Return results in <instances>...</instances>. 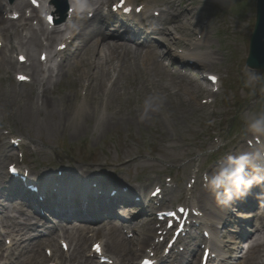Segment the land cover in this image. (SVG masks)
Returning <instances> with one entry per match:
<instances>
[{
  "label": "rangeland",
  "instance_id": "rangeland-1",
  "mask_svg": "<svg viewBox=\"0 0 264 264\" xmlns=\"http://www.w3.org/2000/svg\"><path fill=\"white\" fill-rule=\"evenodd\" d=\"M149 1L153 5H157L156 1L138 0L139 3ZM201 8L210 16L213 15V18L211 19L212 33H209L213 44L209 43L210 45L206 47V49L204 47L203 50H207L208 48L216 54L219 63L213 72L221 75L227 84L225 93L227 102L224 104L221 103L220 106L221 108L224 107V109L218 111V118L213 120L207 112L208 114L206 113L203 118L208 120V127L203 126V122L200 125H194L195 121H193L191 115L195 109L202 106V101L200 103L198 99L204 93L203 87L197 85L199 83L195 80L198 77H192V75L189 74L190 78L185 76V78H178L175 80L164 66L161 65L164 68V72H166V76L164 75L165 78L162 80L165 85L154 81V74H151V83L154 90L150 91L148 89L149 85L146 87V85L142 83L143 74L139 71V65L143 60L140 59L135 61L134 58H131L130 60H127L128 63L126 62V69L122 72V78H119L117 81L120 83L123 90L117 94L114 103L111 102L109 95L105 96L104 93H102L100 86L94 90L93 101L90 103L87 102L86 104L96 109V116L93 119L90 118L87 120V123L75 122L76 124H73V120L68 121L66 119L69 117L64 116L60 121H57L59 122L57 127L49 131L50 136L47 138L45 133H38V126L45 122L47 116L45 114H36V119L31 115L28 122L33 127V130H31L29 134L38 144L37 147L40 148L39 154L37 156H32L30 160L31 163L34 165H41V163H44L52 167L56 164H59L60 166L90 165L92 169L97 172V175L110 177L122 185L126 183H135L139 185L141 183L148 186L147 184H150L151 179H153L152 177H154L150 175L152 165H156L152 170L153 174L159 176L161 179H164L168 173H171L174 175L175 179L178 180L182 177V173H185L187 175L190 174V176L193 175L190 178V182L194 183L196 181L193 173L194 170H199V172L203 171L204 173L209 174V169L218 165L217 160L223 159L224 153L232 148H230L232 143L247 135V130L249 129L248 125L251 120L263 113V109H260L259 105L260 102H263L264 97V73L251 70L246 65L249 56L250 38L254 32L256 24L257 0H211L209 3L202 5ZM183 16H185V14ZM209 22V19H207L203 26L208 25ZM168 28L171 29L170 33L168 31L167 35L160 36V34H155L150 37L149 44H152L153 47L152 49L145 48V51L143 52L144 55L151 51L155 53V49L159 44V53L161 57L155 53L156 56L153 57L156 61L157 56L159 59L162 58V54H165L166 56H169L170 54L171 56L172 51L169 50V47L167 48L166 45H171L177 50L174 45V42L177 41V38L176 41H174L175 37H177V35L185 36V33L183 31H175L174 27L168 26ZM190 29V35L192 36V40H194L196 39V36L193 35V33L199 28L191 27ZM114 31L115 30L109 31L108 29L102 31L103 37H106V35L107 37H110L107 39V42L112 44L114 42H112L113 39H111V36L114 34ZM146 37L147 36L145 35V38ZM126 38L131 39L128 40ZM126 38L124 40H117L118 42L124 43V45H122L124 48H137L139 46L137 43L133 42L132 34L126 36ZM122 50L123 49L119 48L117 56L121 54L120 52ZM89 54L92 59L86 55L80 56V58H74L72 63L69 64L70 72L68 73V69L65 70L64 77L60 80V83L56 85V88L52 85V90L54 89V92L50 93L48 96L57 102L56 109L58 106L69 100L71 103L74 99L70 92H72L75 97V89L73 88L78 84L77 75L82 72L83 65H89V68H91L89 71L92 75L95 77L98 76L96 81H101L102 83L106 78L105 72L96 70L95 63L97 62L99 55L95 53ZM80 59L84 60L85 63H79ZM144 61L147 62L149 68V62L147 59ZM237 69L243 71L242 74L245 76L244 83L247 84V86L252 87H249L248 92L241 90L237 78ZM85 70L87 69L85 68ZM170 70L172 73H180V76L185 72V69H181L180 66L177 65L170 67ZM136 73H139V75ZM107 74L108 78L106 80L105 88L107 90H112V79H110L109 76L111 70L107 71ZM146 74L147 78H149V72H146ZM253 75L259 78V82H250V78ZM3 77L4 76L0 70V119L2 122V124H0V130L6 129L7 124L10 123L15 129H18L19 127L14 122V115L17 111L15 108L17 106L21 107L24 104V101L22 98H19L18 100L15 98H12L11 100L9 99L13 97V87H11L10 83L4 82ZM197 80H199L201 84H204L202 80ZM82 85H84V82ZM131 87L136 88V95L134 96L133 94H130L127 97L126 95L129 93ZM3 89L10 90L6 92ZM189 89L192 90V93L195 91V93L192 94L194 100H190V96L188 97L187 91ZM183 90L186 93L183 92ZM153 96L161 97L160 110L149 111L145 114V101ZM99 97L101 98L98 99ZM106 98L113 105H110V108H114L118 110V112L120 110L124 112L120 113L122 120L119 123V126L110 127L111 129L103 131L102 127L99 128V122L103 124V120H105V116H107L106 110H108V107H105ZM82 99L83 97L79 96V100H74L71 105H80ZM127 103L128 110H133L134 115L130 114V111L123 109V104ZM235 105L237 106L234 107ZM100 110H102V113H100ZM29 112L31 114L32 111ZM32 113L34 114V112ZM102 116H104V118ZM101 119L103 120L100 121ZM128 119L136 120V123L131 124L129 121L126 123V120ZM24 123L22 124L23 127ZM85 124H90L94 128L88 131V133L83 132L82 130L85 129ZM157 125L159 127H156ZM127 129L132 130L131 137L124 132ZM218 133L222 134L221 140L216 139L214 136ZM36 135L39 136L37 137ZM128 141H136L142 146L135 148ZM144 141L147 142L143 145ZM48 146L49 149L46 148ZM208 154H215V158L208 159ZM14 155H16V153L13 152V154H9L1 159L0 179L3 181L0 183V188L6 183V165L9 161L13 160L12 157ZM135 155H138V157ZM140 156L142 159H140ZM16 158L17 156L14 157V159ZM199 159H201L200 164H198ZM129 160H134L136 165H128L127 163ZM180 160H182L180 164H174L180 162ZM122 163L125 166L124 168L119 167ZM185 165H187V169L183 170ZM157 167L159 169H156ZM167 180L169 181L170 179L168 178ZM175 192L178 191L175 190ZM187 194H190V192H187L186 187L185 195H181V197L185 198ZM208 196L209 195H207V197ZM3 205L4 206H2L0 201V211L2 212H5L7 209H13L14 206H18L23 210L21 216L24 218L22 219L33 217L32 222H27L29 225L24 233H29L26 235V238L34 239L35 237H38L39 230L37 227L40 225V217L35 215L30 207L12 205L9 202H3ZM224 208L227 207L224 206ZM9 211L11 210H8L7 212L9 213ZM238 213L239 212L236 210H228L227 214H225L226 223H234L235 219H233V216L238 215ZM14 215V213L9 215V222L12 221ZM106 222H111L109 223L110 227L111 224L119 225L115 219L106 220ZM43 223L46 226H55V223L51 221H44ZM59 224L61 225V223ZM73 225L79 227L81 224ZM84 225L87 229L88 225ZM102 226L103 227H99L103 231L98 233V238L106 242L108 241L107 232H111L108 231V227L105 226V224ZM137 229H140L141 231L136 237L138 240H141L145 237L141 232L146 229L142 226ZM152 229L153 231L155 230L154 226ZM246 229L247 231H250V227ZM230 230L232 229L229 228L228 231ZM234 231L236 230L234 229ZM253 233H255V231L252 232L251 230L249 236L246 238L244 237L241 240L237 236L236 241L239 249L236 248L238 249L236 251L241 252L243 248H246L247 243H244L245 241L248 242L249 237L253 235ZM116 234L120 236L121 240L122 237H124L121 232H116ZM230 234L234 235L233 233ZM56 236L57 234H55V237ZM88 238L89 243L86 244L88 245L86 247L90 249L92 240H96V238L91 239L90 235H88ZM227 240L232 242L235 241L231 240L230 237ZM251 241L253 240L251 239ZM32 242L31 247H41L36 239ZM0 244L1 250L3 244ZM56 246L58 247V250H60L59 242ZM231 247L233 248V246ZM238 252L235 255H238ZM1 253L2 252H0V254ZM17 253L18 252L12 253L9 260L7 259V254H5V258L0 257V264H11V261L15 262L17 260ZM89 253L90 252H87V254ZM42 254L44 255L45 252H42ZM21 259L22 257L19 260ZM190 259L191 257L187 260L189 261ZM241 262L242 258L239 261L232 263L239 264Z\"/></svg>",
  "mask_w": 264,
  "mask_h": 264
},
{
  "label": "bare ground",
  "instance_id": "bare-ground-1",
  "mask_svg": "<svg viewBox=\"0 0 264 264\" xmlns=\"http://www.w3.org/2000/svg\"><path fill=\"white\" fill-rule=\"evenodd\" d=\"M104 0H89L88 1V7H94V6H99ZM157 1V6H165L166 9L161 10V15L163 16H167L170 19H166V25H172L171 27L175 28V31L181 32L183 31L185 33V37L188 38L190 37V28L191 27H198L200 29V35H202L203 41L198 45V48L191 53L188 57L191 58H196L202 65H204V67L206 68V70H208L209 74L212 73V71H214L216 69V66L219 63V60L216 57V54L212 51H210L211 49L207 50H203V48L208 47L211 43H212V38H210L209 33H211L210 31H212L211 28V19L213 18V15H209L208 13L205 12L204 9L201 8L202 5H205L207 3H209L211 0H204L202 3L197 4L196 7L191 8L187 14L185 16H183L181 13L177 12L175 9L180 5V2L177 0H164L165 2L162 3L161 0H156ZM23 4H25L23 2ZM72 8H77V4L74 2L72 5ZM99 9L100 7H98L97 9H94V13L95 16L93 18V20H84L81 17V14L77 11L73 12V16H72V20L71 22L67 23L65 25L66 30L67 31H71L72 32V37L65 39V34H63L62 39H61V45H67L68 49L67 51L63 54L65 55V62L76 58L77 56H89L90 59H92L91 55L89 53L92 54H98L99 58L97 59L96 64V70L100 71V72H105L106 78L104 76V81H96L98 76H93L91 72H89V70H91V68H88L89 65L85 66L83 65L84 68H86L88 71L85 74L87 81H89V85L87 87V93L85 96V101H81L80 105H71L73 103L74 100H77L79 98V91L82 87V85H77L75 86L73 89H75V97L74 94L72 92H70V94L72 95V97L74 98L72 100V102L70 103V100L67 102L66 106L67 109H65L66 111V115L69 118L71 117L73 120V124L77 123H87V119L89 120L88 116H89V112L86 111V108L88 106V104H86L87 102L90 103L93 101V92L94 90H96L99 86H100V90L102 91V93H104L105 96L109 95L111 102L114 103L116 98H117V94L119 92H121L122 86H120V83H114L112 90H107L105 88L106 86V80L108 78V74L107 71H109L110 69H112L113 67L116 69V65L118 64L117 61L119 59V55L117 56V52L119 50V48H124V43L118 42L113 40L112 43L107 42V38L103 37V33H102V25L98 22V17H99ZM157 12V11H156ZM147 13H144L143 15H141V17H144L143 24H141L142 26V30L148 29V31L151 32H162V33H166V28H163V30H160L157 25H154L153 27H150L149 24L152 23L154 24L155 21L153 19L154 16H150L147 15ZM209 19V24L206 26L204 25V22ZM147 22H150L148 24H146ZM206 24V23H205ZM170 30V29H169ZM25 31H31V28H27L25 30H21V25L17 24L16 22H12L10 19H4L3 17L0 18V38H7L12 42V40H17L18 42H16V44H12L11 43V48L16 50L18 49V47H22L25 51H27L29 53V55L32 58H35L34 55V49L37 46V40L36 38H31V40L26 41L23 38V33ZM54 34V36H57L59 34H62V31L60 30H56L55 32L51 33ZM51 34H49L48 36H50ZM180 36V35H179ZM53 39H55V37H53ZM129 39V38H128ZM10 44V42H9ZM74 44V45H72ZM174 45H176V43L174 42ZM181 45V43L178 44V46ZM140 47L138 48H127L125 50H127V53L123 59V62L120 61V65L117 66V68H119L120 73H119V78H122L123 76V71L126 69V62L127 60L134 58L135 61L138 60H146L149 62V68L148 71L151 74H154L153 76V80L156 81L157 83H162V80L165 78L166 76V72H164V68L168 71V73L173 77V73H171L169 67L166 66L165 62H169L170 59L169 57H165L163 61H160L159 58L156 60H154L155 58L153 56H156V54L154 52H150V53H146V55H144V51H145V46L144 43H140L139 44ZM20 56V55H19ZM19 56H18V62L19 60ZM62 56V54H61ZM8 57V56H6ZM116 61V63H115ZM154 61V62H153ZM85 63L84 60L80 59L79 63ZM146 61H144L145 63ZM31 66L29 73L26 75L24 73H21L23 76H28V78H30L32 80V85L30 86L29 90H22V91H14L13 92V97L9 98L10 100L12 98L15 99H19V98H25L27 102H25V106L24 108L21 109V113L18 117L19 121H25L28 123L29 119L35 116L32 112L30 114L29 111H36L37 113L40 111L39 108H36L33 100L34 99H38L42 100L46 97L45 101H43L44 104H42L43 108H44V112L47 111V121H48V125L41 127L38 131L39 134H41L42 132L45 133V135L47 136V138L50 136L49 135V130H52L55 128L54 125H58L61 118L64 117V112H62L61 114L58 113V110L56 109V105L57 102L53 99H51L48 95L50 93H53L54 90L51 89V86L53 85V81L47 79L45 76L42 75V73H44L43 68H42V64L35 60V59H31ZM128 63V62H127ZM159 65H156V64ZM91 64V63H90ZM164 66V68L162 66ZM0 66H5L4 71L5 74L10 78H12V75L15 72H20L21 71V67H19V65L17 63L14 62V58L13 57H8V58H0ZM67 65L65 64H61L59 67V72L63 71L64 72V68ZM161 66V68H160ZM24 68H26V66H22ZM28 67V66H27ZM162 69V70H159ZM25 70V69H24ZM23 70V71H24ZM240 69H237V78H238V83L240 85L241 88L245 89L246 91H249V87L250 86H246L243 84V81L239 79V77L241 76V73L239 71ZM140 71V70H139ZM48 73H50V77L51 78V70L48 71ZM140 73H142L140 71ZM137 75H139V73H136ZM143 74V73H142ZM165 75V76H164ZM213 76H216L212 73ZM110 79H111V74H109ZM60 77V75H57V78ZM174 78V77H173ZM179 78V77H178ZM178 78H174L175 80H177ZM219 81H223L222 77H220ZM97 82V83H95ZM224 82V81H223ZM142 83H144L146 85V87L148 86V79L145 81H142ZM165 85V84H164ZM106 89V90H105ZM187 89V88H185ZM125 90V89H124ZM15 92H18L19 95H16ZM183 92H185L183 90ZM186 93V92H185ZM195 93V91L193 92ZM192 90L189 89L187 91L188 97L190 96V100H194V96L192 95ZM208 93V92H207ZM205 93L203 96V99L205 97V95L207 94ZM133 94L134 96L136 95V88H130L129 93L126 95L127 97ZM210 95H213L212 93H208ZM201 97V96H200ZM199 97V98H200ZM101 97H99L98 99H100ZM199 100V99H198ZM6 101V100H5ZM132 101V100H131ZM17 102V101H16ZM111 102L109 101L110 105L113 106L111 104ZM130 102V101H128ZM8 103V102H7ZM75 103V102H74ZM86 104V105H85ZM110 105H108V109L110 108ZM238 105V104H237ZM237 105H235L234 107H236ZM123 109H125L126 111H130V114H133V110H128V103L127 104H123ZM260 106L264 109V100L263 102L260 103ZM30 108V109H29ZM209 109V107L207 105L204 106H200L199 108L195 109L193 114L191 115V118L193 119V121H195L194 125L196 126L197 124H200L201 122L206 121L203 116L206 114V111ZM124 111H119L117 112V115H119L120 113H122ZM100 113H102V110H100ZM104 117V116H102ZM218 117V114H213L212 118H216ZM103 119H101L100 121H102ZM51 121V122H50ZM103 124L101 122H99V128L102 127L103 131H107L108 128L113 127V126H119V121L117 118L115 119H111L112 122L110 121H106L103 120ZM128 121L131 124H135L136 120H126V123H128ZM51 123V124H49ZM129 125V124H128ZM203 126H207V123H202ZM92 127L90 124H85V129H83V132H88L90 130H92ZM121 129V128H120ZM81 131V132H82ZM126 134L132 136V130L131 129H127L126 131H124ZM37 137L39 135H36ZM165 141V140H164ZM1 160V159H0ZM260 158L255 157L254 161H259ZM2 162V161H0ZM182 162V160H180V162L178 163H174V164H180ZM156 165H152L151 166V170L155 167ZM187 169V166H184V170ZM263 173H264V169H263ZM69 174V173H65L64 175ZM85 178L88 180H90L89 177L85 176ZM64 183H63V187L61 188V191L63 193H67L71 187V181L70 180H66L64 177ZM59 180V179H58ZM187 179H183V181H186ZM3 180L0 179V183ZM151 181H153V187H155L156 181H157V177L151 179ZM199 181V179H198ZM182 182H180L178 184L179 188H181V184ZM200 183V182H199ZM197 184L195 186V188H193L192 193L197 195L195 196L196 198H198L201 193L203 192L204 188H203V183ZM256 186H260L252 183L251 187L255 188ZM86 187H88L87 183H84L83 186L79 189V193L83 194V192L85 191ZM158 189V188H157ZM157 189H154L157 190ZM162 190V194L161 196H157L155 198V200L157 202H161V201H168L171 200L170 197V193H171V189L166 187L164 184L160 186V188ZM249 189V188H248ZM246 189V190H248ZM153 193V192H152ZM206 193V192H205ZM244 193H245V189H244ZM140 201H143L142 197H139ZM242 204L248 203L250 201L249 198H247L246 196H244V194L241 196H237V201H240V199H242ZM251 198V196H250ZM151 199V198H150ZM201 199V198H199ZM198 199V202H200V200ZM234 200V198L232 199ZM252 201V199H251ZM233 201H231L229 203V206L231 207ZM86 203L84 201V199H82V197H78L76 198L73 202H72V206H71V211H72V219L70 218H61L60 221L64 222L66 225H69V223L71 221H73L74 219L80 218V214H82L83 210L82 207L84 208ZM45 207L50 206V208H53V205H50L49 202H46ZM188 205L191 206L193 208L196 207L192 202H188ZM70 205L68 204L65 208V211L69 210ZM57 211H63L64 209L56 207ZM55 209V210H56ZM51 210V209H50ZM53 210V211H55ZM188 210V209H187ZM203 210L206 212V216L210 219H212L210 221L211 225L217 229V227L219 228L220 226H224L223 222H225V214H227L226 210H228L227 208H224V204L223 203H219L218 201H215L214 199H212V203L209 202L208 199H205L204 203H203ZM51 212V211H50ZM18 214H21L20 211H17ZM53 215V213H51V216ZM191 216V214H190ZM244 217V216H243ZM249 217V216H248ZM240 217H235L234 219H237ZM8 219V218H7ZM21 220V217H15L14 221H10V224L7 225L9 226L11 229H15L16 227H18V231H9L8 234L9 235H15L19 241L17 243L18 248H23L24 246V251L25 252H20L19 256L22 257L21 260H18L16 263L14 264H45V262L48 259H54V261L52 260L53 263H57V264H98L97 262H95L93 260V257L97 256L96 253L92 256L87 255L86 252L84 251V248L86 247V244L88 242L87 239V229L85 228V221L81 219V225L78 228H71L72 230H75V234H70L68 232V230L65 229L67 236H64L66 240L70 241L72 246V250L73 252H69L67 255L62 254V252H53V257H47L44 256L42 254V250L40 247L34 246L31 249V245H32V241L37 238L35 237L34 239L31 238H26V235L29 233H24V231L28 228V223L26 222H22L19 221ZM25 221L29 222V219H26ZM43 221H49V212L48 211H44V216H43ZM22 222V223H21ZM74 222V221H73ZM216 222V223H214ZM73 224V223H72ZM17 225V226H16ZM248 225L247 222H245L246 226ZM63 226V225H61ZM61 226L59 228H61ZM130 231L133 232V229L137 228L135 226H129ZM144 229V231H142L141 233L143 234V236H145L146 238L141 239L140 244L138 245L137 249L136 244H134V242H137V239H134L133 241H129L127 239H122L120 238L119 235L116 234V232H118L117 227L111 226L108 231H110L111 233H107V238L108 241L105 244V254L108 256H112L116 263L119 264H137V262L150 257V255L148 254L150 252H153V250L157 247L160 246L162 244H157L156 241L155 242H151L150 241V237L152 236V223H146V225L142 226ZM100 230V229H99ZM241 230V228H240ZM197 231V230H195ZM264 231V222H261L258 226H256V232H262ZM166 234H168L167 230H165ZM11 237V236H9ZM237 239V238H236ZM140 240V239H139ZM236 242H234V246H236ZM179 245V244H178ZM176 250V248L173 249V252ZM18 251V250H17ZM173 252H167L169 253V255L167 257H163V256H159L158 254L160 252H155L156 255L158 256V259H161L158 264H177V259L172 257ZM193 252H198V251H194ZM191 253V252H190ZM204 253V252H203ZM109 256V257H110ZM262 256H264V244L260 245V243L258 242L257 239L252 241V246L248 247V250L245 254V256L242 258V262L239 264H262ZM112 257H110V259H113ZM225 258V257H223ZM51 262V263H52ZM164 262V263H162ZM202 262V258H200L198 264H201Z\"/></svg>",
  "mask_w": 264,
  "mask_h": 264
},
{
  "label": "clouds",
  "instance_id": "clouds-1",
  "mask_svg": "<svg viewBox=\"0 0 264 264\" xmlns=\"http://www.w3.org/2000/svg\"><path fill=\"white\" fill-rule=\"evenodd\" d=\"M79 9L88 7V0H76ZM250 82H259L255 75L251 76ZM161 97H149L145 101V114L149 111L160 110ZM248 127L254 132L264 133V114L254 118ZM255 157L250 154L229 156L224 164L214 169L211 174H206V185L214 193L219 203L228 204L234 195H243L242 189H248L254 180L259 179L255 173L261 171L254 163ZM251 167L253 175L246 177L245 169Z\"/></svg>",
  "mask_w": 264,
  "mask_h": 264
},
{
  "label": "water",
  "instance_id": "water-1",
  "mask_svg": "<svg viewBox=\"0 0 264 264\" xmlns=\"http://www.w3.org/2000/svg\"><path fill=\"white\" fill-rule=\"evenodd\" d=\"M248 66L264 71V0H258V16L251 38Z\"/></svg>",
  "mask_w": 264,
  "mask_h": 264
},
{
  "label": "snow or ice",
  "instance_id": "snow-or-ice-1",
  "mask_svg": "<svg viewBox=\"0 0 264 264\" xmlns=\"http://www.w3.org/2000/svg\"><path fill=\"white\" fill-rule=\"evenodd\" d=\"M21 59H23V57ZM20 79H25V77H20ZM97 250H99V246H97Z\"/></svg>",
  "mask_w": 264,
  "mask_h": 264
}]
</instances>
